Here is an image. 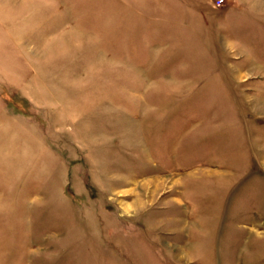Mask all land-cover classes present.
I'll return each instance as SVG.
<instances>
[{
  "label": "rangeland",
  "instance_id": "obj_1",
  "mask_svg": "<svg viewBox=\"0 0 264 264\" xmlns=\"http://www.w3.org/2000/svg\"><path fill=\"white\" fill-rule=\"evenodd\" d=\"M260 65L264 0H0V264H264Z\"/></svg>",
  "mask_w": 264,
  "mask_h": 264
},
{
  "label": "crops",
  "instance_id": "obj_2",
  "mask_svg": "<svg viewBox=\"0 0 264 264\" xmlns=\"http://www.w3.org/2000/svg\"><path fill=\"white\" fill-rule=\"evenodd\" d=\"M261 63V62H260ZM262 64V63H261ZM262 69L263 66L260 65ZM133 224H137L136 221H133ZM141 229V228H140ZM154 229V228H152ZM138 231V230H137ZM140 231V230H139ZM188 235V234H187ZM145 242V241H144ZM167 243V242H166ZM187 250L184 249L185 251L181 252V256H193L194 254L196 256H202V257H209L211 255H219L220 254V244L217 243L216 239H212V237H209V238H196V236H194L193 234L190 235L189 234V237L187 236ZM214 243V244H213ZM215 246V250H211V246ZM150 246L148 243H145V248L147 249V247ZM164 248H159V247H154V250H153V253L154 254H157L158 257H168V256H175V254L173 252H171V250L167 247V244H164ZM189 248V249H188ZM219 248V249H218ZM151 249V248H150ZM197 251V253L194 251ZM215 251H219L218 253H215ZM184 264V263H183Z\"/></svg>",
  "mask_w": 264,
  "mask_h": 264
},
{
  "label": "built area",
  "instance_id": "obj_3",
  "mask_svg": "<svg viewBox=\"0 0 264 264\" xmlns=\"http://www.w3.org/2000/svg\"><path fill=\"white\" fill-rule=\"evenodd\" d=\"M218 1V4L222 3V0H217Z\"/></svg>",
  "mask_w": 264,
  "mask_h": 264
}]
</instances>
